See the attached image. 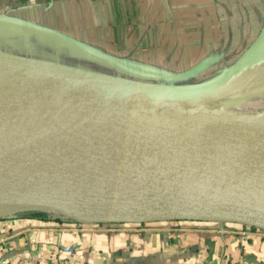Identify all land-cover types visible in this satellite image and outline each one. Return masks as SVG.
I'll use <instances>...</instances> for the list:
<instances>
[{
    "label": "water",
    "instance_id": "95a60500",
    "mask_svg": "<svg viewBox=\"0 0 264 264\" xmlns=\"http://www.w3.org/2000/svg\"><path fill=\"white\" fill-rule=\"evenodd\" d=\"M263 55L264 33L226 75L195 92L208 110L192 107L186 94L26 66L59 88L0 109V218L39 211L84 224L230 222L264 230L257 137L264 113L227 109L232 93L220 99L248 63L264 64Z\"/></svg>",
    "mask_w": 264,
    "mask_h": 264
},
{
    "label": "crops",
    "instance_id": "0c3cea01",
    "mask_svg": "<svg viewBox=\"0 0 264 264\" xmlns=\"http://www.w3.org/2000/svg\"><path fill=\"white\" fill-rule=\"evenodd\" d=\"M263 33L264 0H0V61L136 88L214 83ZM244 89L264 112V79ZM54 216L1 217L0 264H264L238 223Z\"/></svg>",
    "mask_w": 264,
    "mask_h": 264
},
{
    "label": "bare ground",
    "instance_id": "6f19581e",
    "mask_svg": "<svg viewBox=\"0 0 264 264\" xmlns=\"http://www.w3.org/2000/svg\"><path fill=\"white\" fill-rule=\"evenodd\" d=\"M263 67L264 65L257 61L248 63L221 92L220 99L226 98L230 93L235 94L239 86L244 88L264 79ZM58 88L57 80L53 76H48L34 69L0 71V109L20 100L46 97ZM183 96L190 98L192 107L198 106L205 110L209 109L204 94L191 92ZM257 137L264 144V129L257 131ZM72 145V143H67L60 149Z\"/></svg>",
    "mask_w": 264,
    "mask_h": 264
},
{
    "label": "rangeland",
    "instance_id": "374dc122",
    "mask_svg": "<svg viewBox=\"0 0 264 264\" xmlns=\"http://www.w3.org/2000/svg\"><path fill=\"white\" fill-rule=\"evenodd\" d=\"M25 67L26 66H24V65L0 62V71L17 70V69L24 70ZM42 73H44V72H42ZM44 74H46V73H44ZM198 81H203V79H199ZM212 83L213 82L208 81L205 84H197L196 83V84H191V85H180V86L175 85L174 87H166V88H149L148 86H143L145 88H138V89L157 92L160 94L183 95V94L191 93V92L195 93V92L199 91L201 88L207 87ZM246 87H249V85H247ZM246 87H244V88H246ZM239 88H242V87L239 86ZM244 88H242L240 90L237 89L240 92V96H236L235 99L233 98L234 102L232 101L233 99L228 100V101L227 100L223 101L224 107H226L228 109H240V111H252V110H254V108H257V107L259 108L257 103H255V105L252 106V103L250 105L249 98H247V99L244 98V94L246 93V90H248V89H244ZM262 113H264V112H262Z\"/></svg>",
    "mask_w": 264,
    "mask_h": 264
},
{
    "label": "built area",
    "instance_id": "2783aa9c",
    "mask_svg": "<svg viewBox=\"0 0 264 264\" xmlns=\"http://www.w3.org/2000/svg\"><path fill=\"white\" fill-rule=\"evenodd\" d=\"M54 218H56L57 220H60L61 222H76V221H74V220H72V219H70L68 217H65V216H63L61 214H58V215L55 214Z\"/></svg>",
    "mask_w": 264,
    "mask_h": 264
},
{
    "label": "trees",
    "instance_id": "16d2710c",
    "mask_svg": "<svg viewBox=\"0 0 264 264\" xmlns=\"http://www.w3.org/2000/svg\"><path fill=\"white\" fill-rule=\"evenodd\" d=\"M25 214L33 217H42L44 215V212H39V211H29L25 212Z\"/></svg>",
    "mask_w": 264,
    "mask_h": 264
}]
</instances>
